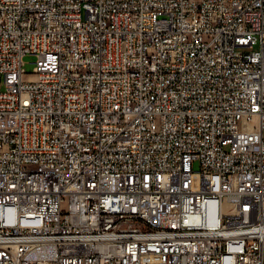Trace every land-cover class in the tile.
<instances>
[{
    "label": "built area",
    "instance_id": "1",
    "mask_svg": "<svg viewBox=\"0 0 264 264\" xmlns=\"http://www.w3.org/2000/svg\"><path fill=\"white\" fill-rule=\"evenodd\" d=\"M0 264H264V0H0Z\"/></svg>",
    "mask_w": 264,
    "mask_h": 264
},
{
    "label": "rangeland",
    "instance_id": "2",
    "mask_svg": "<svg viewBox=\"0 0 264 264\" xmlns=\"http://www.w3.org/2000/svg\"><path fill=\"white\" fill-rule=\"evenodd\" d=\"M23 68L26 72L30 73L33 71V67H34V64H33V61H34V57L31 56L30 54H25L23 56Z\"/></svg>",
    "mask_w": 264,
    "mask_h": 264
},
{
    "label": "bare ground",
    "instance_id": "3",
    "mask_svg": "<svg viewBox=\"0 0 264 264\" xmlns=\"http://www.w3.org/2000/svg\"><path fill=\"white\" fill-rule=\"evenodd\" d=\"M25 54H20V61H23V56H24Z\"/></svg>",
    "mask_w": 264,
    "mask_h": 264
}]
</instances>
